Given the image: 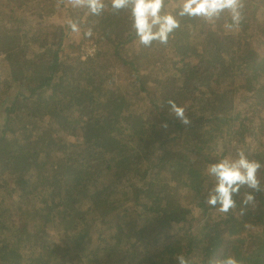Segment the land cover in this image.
<instances>
[{
    "label": "trees",
    "instance_id": "obj_1",
    "mask_svg": "<svg viewBox=\"0 0 264 264\" xmlns=\"http://www.w3.org/2000/svg\"><path fill=\"white\" fill-rule=\"evenodd\" d=\"M34 1H42L44 5L59 2L60 6L65 2L16 0L19 4ZM104 2L106 6L102 14L91 17L90 28L96 34V54L83 60L74 53L69 61H65L68 54L62 50L66 33L72 26L52 28L45 21L56 12V8L48 9L40 21L30 20L22 16L29 15L25 14L26 7L12 9V0H0V57L3 56L0 63L14 54L10 47L15 43L20 45L16 52L25 51L24 54L19 53L22 62L27 61V67H22V78L13 76L0 80V264H62L65 248L50 242L47 244L42 236L47 223L60 222L66 231L76 229L77 220L66 217L68 200L59 196L56 203V192L60 188L58 176L68 174V167L76 169L77 164L83 165L92 159L89 151L96 147L91 146L92 142L106 144L107 149H112L122 159L121 170L125 174L140 165L143 160L141 154L133 153L129 144L144 135L142 121L140 126L127 121L123 126L127 129L126 135L120 132L122 117L132 116L135 108L138 109L139 120L150 114L174 129L168 149H163L160 161L168 170L187 172L185 180L193 184V190L200 189L202 171L217 161L213 154L206 158V151L213 152L212 147L216 148L221 141L231 143L237 150L258 131H263L259 126L256 128V119L257 113L264 112V88L259 89V79L264 77V58H260L254 49L257 42L264 48V21L257 18L264 12V0H245L243 20L238 28L226 27L231 23L228 14L220 29L206 35L202 19L182 17L179 18L180 28L170 35L167 45L153 42L150 47L139 44L126 10L114 14L110 0ZM169 4L174 7L172 1ZM177 10L178 6L168 12ZM34 13L32 18L40 14L38 10ZM26 21L36 23L37 31H33L31 36L21 31ZM79 21H82L81 17ZM188 41L191 42L188 50L193 51L190 58L180 60L179 67L173 68L174 62L167 59L171 50ZM84 47L85 43L80 45L81 57L85 54ZM139 51L151 65L150 72L145 75L138 73L134 61ZM213 56L217 58L214 60ZM177 77H183L187 84L178 88L181 100L174 97L178 85L183 83L177 81ZM168 78L175 80V86L171 85L166 90ZM240 86L244 91H240ZM170 99L179 106H186L190 124L184 125L170 114L167 103ZM239 105L243 108L239 109L237 116L231 115L230 110ZM249 108H252L250 112ZM257 108L262 111H257ZM87 114L89 116H85ZM249 123L251 127H248ZM216 125L219 129L213 131ZM77 129H86L84 147L75 152L73 143H64L63 147L59 144L58 152L64 150V156L59 157L55 164L49 163L46 154L50 149L45 148L55 138L62 141L64 137H72ZM117 132L119 134L115 136L113 133ZM232 133L236 137L232 138ZM186 136L189 138L185 148L181 146V139ZM102 138H110L114 144ZM159 144L164 145V142ZM98 159L95 162H101ZM159 168L162 167L159 165ZM91 170L90 165L81 168L71 188L63 191L64 195L72 197V202H76L73 193L80 191L87 194L88 200L98 198L97 187L94 190L91 184ZM148 172L147 169L140 175V183L137 180L128 184L130 188L122 194L128 195L127 200L130 199L132 204L156 215L162 225L170 226L178 219L173 212L167 213L166 199L157 201L156 194H153L156 181L148 177ZM181 180L176 178L172 183L175 186ZM112 189L114 194L115 188ZM174 193L170 191V194ZM37 194L40 202L44 197L48 199L42 217H37L31 209L32 199ZM3 196L11 199L7 201ZM146 197L154 198V204L145 203ZM97 205L104 207V198H100ZM119 207L118 202L112 204L114 209ZM176 207L180 205L176 204ZM198 207L215 210L201 202ZM182 213L188 214V210ZM245 213L226 215L228 219L221 215L220 224L209 226V230L206 228L204 235L208 240L199 242L198 246L197 241L189 239L184 255L193 257L194 264L208 263L214 255L217 259L232 255L240 264H264V223L254 232L253 224L245 219ZM218 215L215 212V217ZM110 221L106 224L112 229L115 223ZM22 225L24 229H20ZM142 232L143 229L138 230V240L143 238ZM72 234L76 245L85 240L80 232ZM132 238V235L127 237L128 240ZM252 238L257 240L254 249L242 255L240 245L251 244ZM74 244L70 246L75 250L77 263L82 264L85 256L86 261H90L85 249H81L82 246L86 248V244L78 248L80 251ZM175 248L180 249L169 243L158 252V256L148 255L144 262L178 264L174 257ZM197 252L198 256L194 257ZM96 257L103 264H108L105 256L97 254Z\"/></svg>",
    "mask_w": 264,
    "mask_h": 264
},
{
    "label": "rangeland",
    "instance_id": "obj_2",
    "mask_svg": "<svg viewBox=\"0 0 264 264\" xmlns=\"http://www.w3.org/2000/svg\"><path fill=\"white\" fill-rule=\"evenodd\" d=\"M171 1L174 3L172 4L174 7H171V4H169ZM43 3L44 2L42 1H34L32 3L22 2L19 4L16 2V0H12L10 7L12 9L26 7L25 14L28 13L29 15L22 16L30 18V20H39L40 18H45L48 9L56 8V12L53 14L51 13V15L45 18L47 25H51L52 28H55L57 26L70 27L75 24L78 29L77 31H74L72 28L66 33L64 47L62 50V52L68 54V57L65 61H69L73 57L74 53L78 54L81 59L85 60V55H82L81 57L79 53L80 45H83L84 43V48H88V46L92 45L95 46V51L92 54L94 56L96 54L95 52H97L95 45L96 34L90 28L91 17L93 14H91L86 7H73L69 0L62 2V6H60L59 2H51L47 5H44ZM52 3L54 4L51 5ZM179 3L180 0H169L166 5V11L177 8ZM36 10H38L40 14L35 18H32L35 15L34 12H36ZM227 16L228 13L223 14L222 18L215 21L214 23L202 21V26L206 35L215 33V31L220 29L221 22H224ZM79 17H81L82 21H79ZM257 18L260 21H264V12H261ZM23 26L24 27L21 29L22 33L24 32L30 36L33 31H37L36 23H29V21H26L23 22ZM15 28H17V26ZM257 31H255L254 34H256ZM182 44L184 45H178L175 50H171V55L167 58L174 62L173 66L175 67L173 68H178L179 61L182 59L188 60L190 58L191 52H193L188 50V46L191 44L190 41ZM255 44L254 50L258 52L260 58H264V48H262V45L258 42ZM19 46L20 45L18 43L13 44L10 48L11 50L15 51L14 54L10 55L8 59L2 64L0 63V80L4 78L11 79L13 76L16 78H22V67H27V61L22 62L23 60L20 58V54H24V50L19 52L20 54L16 52L17 47ZM195 48L196 46L194 49ZM2 57L3 56L0 57V62ZM213 57L214 60L217 58V56ZM134 61L137 65L138 73L140 75H145L150 72L149 67L151 65L142 58L140 51L136 52ZM234 61H237L235 62L236 64L238 63V60ZM120 72L125 73L122 69H120ZM176 80L183 82L178 85L177 90L174 92V97L181 100L179 97L180 91L178 88L187 84L185 83L183 77H177ZM171 85L175 86V80L168 78L164 89L168 90L169 86ZM3 86L4 85H2V87ZM263 88L264 77H261L259 79V89ZM239 89L240 91H244L242 86H240ZM262 103H264V101ZM242 108L243 107H240L239 105V107L230 110L229 113H231L233 116H237L239 109ZM258 108L257 111H262V109ZM137 110L138 109L135 108L132 116H127V118H125V116L122 117V129H120V132H123L126 135L127 129L126 127L123 128V126L127 121H132L134 123L133 126H140L142 121L144 126L143 131L145 132L144 135L141 136L139 140L137 139L133 143L129 144L133 153L138 152L141 154V158H143V160L141 159L140 165L132 168L130 173L125 174L121 170L122 159L113 153L112 149H107L106 144H101L100 142L95 144V142H92L91 146H96L92 151H89V153L93 155V158L86 160L83 165L77 164L76 169L68 167V174L65 173L62 176H58L60 179V188L56 192V203L59 202V196L68 200V206L66 207L68 214L66 217L68 216V220H71V218L77 220L76 224L74 225L76 229L73 231H66L64 229V225L62 226L60 222H56L54 224L47 223L45 228L42 229V236L43 239H46L47 244L50 242L51 244L58 246L61 245L65 248L66 254L61 259L62 264H79L77 263V260L74 256L75 250H73V247L70 246V244H74L71 237L73 235L72 233L75 231L80 232L85 237V240L81 241L80 245L74 244L75 247L78 251H80L78 248L86 244V248L85 246H82L81 249H85V254L89 255L88 260L90 261H86L87 258L85 256L82 264H103V261L96 257L97 254L100 256H105L107 258L108 264H137L141 261L144 262L148 255L151 256L157 254L158 256V252L169 243H173L178 248H180H175V259L178 255H183L184 257L186 256L187 260H190L189 264H194L195 259L193 257H189L188 254L184 255V252L187 250V242L189 239H192L197 241L198 246H200L199 242H206L208 240V237L204 235L206 228L208 229L209 226L220 224L222 222L220 221V216H226L215 208V210H204V208L198 207L200 202L204 203V199L207 195V187H211L209 177L206 175V169L202 171L201 184H203H200V189L198 190L197 187L196 190H193V184L185 180V178L188 176L187 172H177L175 169L168 170V168L163 167L160 157L163 155V149H168L167 144L172 137L174 129L168 125L167 127H163L162 125L165 123H163L161 120H158L157 117L153 115L151 116L150 114L148 116H144L142 120H139L137 117ZM237 110L238 112H236ZM251 110L252 108H249L248 112ZM85 116H89V114ZM257 116L258 118L256 119V128L259 126L263 131H258L255 137L249 139V141L244 143V146L240 147L239 149H244L249 154L250 159L259 160L262 164H264V112L262 111L257 113ZM106 122H110V120H107ZM113 122L114 121H112L111 124ZM248 127H251L250 123L248 124ZM213 128V131H217V128L219 129L217 125L213 126ZM85 132L86 129H77L75 133L72 134V137H64L62 138V141H58L55 138L53 141H51L49 146L45 148L50 149V152L46 154L48 162L55 164L59 157L64 156V150L58 152L59 144H61V147H63L64 143H73L75 152L81 150V148L84 147V141H87L84 138ZM113 134L116 136L119 133L117 132L116 134ZM142 134L143 133L141 132V135ZM127 137L128 136H126V138ZM234 137H236V135L232 133V138ZM183 138L184 137L181 139V146H185L186 148L187 144L185 142L189 137L186 136L184 140ZM104 140L112 142L110 138ZM159 142H164V145H160ZM214 143H216V141ZM99 144L101 147H99ZM212 148L213 152H205L206 158L213 154L216 160H219L222 155H234L236 152L232 144L227 141H221L216 148H214V146ZM182 157L184 158V156ZM96 158H99L98 160L101 162H95ZM88 165L92 167L91 184H93L94 190L95 186L97 187L98 198L95 200H88L87 194H85V192H83V194L80 191L78 194L73 193L75 196L74 200L76 201L74 203L72 202V197H67L64 195L63 191L66 188H71L79 170ZM159 165L162 167L161 169L159 168ZM147 169L149 170L148 177L156 181L153 194H156L157 201H163L166 199L168 204L167 213L173 212L174 216L178 219L177 222L172 221L170 226L162 225L156 215L149 214L142 206L132 204L130 199L127 200L128 195L123 196L122 194L123 191L127 192V188H130L127 186L128 184L135 183L137 180L140 183L142 181L140 175ZM260 175L262 178H264V169L261 170ZM176 178H182V180L178 183V185L174 186L172 182ZM126 179L128 181H125ZM113 187L115 188L114 194L112 189ZM170 191H175V193L170 194ZM109 195L112 196L108 197L107 199V196ZM8 197H5L7 201L11 199L10 196ZM38 197L39 195L37 194L32 199L31 209L34 211L37 217L39 215L42 217V212L44 209H46V202L48 199L44 197V201L40 202ZM100 198H104L105 200L104 207H98L97 205ZM237 198L238 197H236V199ZM144 199V202L149 203L150 205L154 204L155 202L154 198L146 197ZM256 200V207L249 208L245 213V219L248 223L253 224V226H249L252 227L254 232L259 229L256 228L257 226H261V224L264 223V193L256 194ZM115 202H118L120 205V207L117 209L112 208V204H115ZM176 204L180 205V207L177 208ZM185 209L188 210V214L182 213ZM215 212L219 213V215L216 217ZM231 214L238 216L239 212H230L228 215L230 216ZM106 221L114 222V228L110 229L106 224ZM24 228L25 226L23 225L20 227V229ZM139 229H143V232L141 233L143 238L140 240H138L139 236L137 233ZM252 230L250 231L251 233H253ZM131 235L133 238L128 240L127 237ZM256 242L257 240L253 239L251 244L240 245L239 249L241 248V254L244 255L251 252L254 249ZM200 253L202 254L201 248ZM198 254V252L195 253L194 257L198 256ZM211 258L217 259L216 255ZM147 263L148 260L143 264ZM157 263L159 264L160 262L158 261Z\"/></svg>",
    "mask_w": 264,
    "mask_h": 264
},
{
    "label": "clouds",
    "instance_id": "obj_3",
    "mask_svg": "<svg viewBox=\"0 0 264 264\" xmlns=\"http://www.w3.org/2000/svg\"><path fill=\"white\" fill-rule=\"evenodd\" d=\"M69 2L73 7H86L91 14L97 16L102 14L106 6L104 0ZM166 3L167 0H110L114 14L121 10L129 13L132 29L139 44L144 47H150L153 42L167 45L170 35L180 28L179 18L182 17L214 23L220 20L223 14L228 13L231 23L226 27L238 28L243 20L245 7V0H180L178 10L173 13L165 10ZM72 28L74 31L78 30L75 24ZM167 103L170 114L182 124H190L186 106H179L171 99ZM162 126L167 127L166 124ZM262 169L264 164L259 160L250 159L249 154L242 148L237 149L234 155H222L206 169L211 187H207L204 203L225 215L234 211L243 215L249 208H255L256 194L264 193V178L260 175ZM236 197H239V202ZM176 259L178 264H189L183 255H178ZM208 264H240V261L232 255H226L221 259L210 258Z\"/></svg>",
    "mask_w": 264,
    "mask_h": 264
},
{
    "label": "built area",
    "instance_id": "obj_4",
    "mask_svg": "<svg viewBox=\"0 0 264 264\" xmlns=\"http://www.w3.org/2000/svg\"><path fill=\"white\" fill-rule=\"evenodd\" d=\"M83 51L85 52V57L92 56V54L95 51V46H88V48H83Z\"/></svg>",
    "mask_w": 264,
    "mask_h": 264
}]
</instances>
